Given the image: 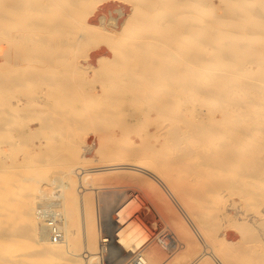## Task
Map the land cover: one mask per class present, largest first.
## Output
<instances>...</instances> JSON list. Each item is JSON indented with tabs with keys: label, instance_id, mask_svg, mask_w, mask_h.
I'll list each match as a JSON object with an SVG mask.
<instances>
[{
	"label": "bare ground",
	"instance_id": "obj_1",
	"mask_svg": "<svg viewBox=\"0 0 264 264\" xmlns=\"http://www.w3.org/2000/svg\"><path fill=\"white\" fill-rule=\"evenodd\" d=\"M18 1H20V4L23 3V5L32 4L34 8L24 9L16 7L17 0H7L6 3L3 2L2 6L5 7L1 8L0 12L2 11L4 15L0 16V22L3 23V30H6V32L4 31L5 37L8 38L12 36L10 31L7 32L12 27L18 28V26H20L21 28H25L24 22L27 21H25L24 13L28 10H32L39 16L38 22H36L34 26L35 30L33 33L31 32V35L34 36L35 39L37 38L36 40L34 39L33 42L35 44H41L42 47L43 44H47L48 42L51 43V41L46 42L42 38L44 37V33H41L40 30L45 27V25H43L44 22L42 23V21H46L44 14L46 15L48 11H50L46 8V5H52L56 2L54 3V0ZM75 1L80 2L82 0ZM125 1H127V3L129 1L131 5H133V8L131 9L132 11L130 10L131 13H128V18L125 19L122 26H120V31L116 30L118 32L117 34L112 30H114V27L117 25L116 17L123 13L121 9H116L118 13L116 17L111 16L105 19L103 16L104 14L99 16V24L106 25L110 28L106 29L110 33L109 35L107 34V38H110V42L108 40V43H101L107 44L105 45L107 47L111 45L112 47L114 46V48H109L110 54L112 53L113 57H120L118 61H122L124 56L130 55L128 57L130 58L132 56L134 64L131 63V58L129 63H131L134 68L145 70L146 73L143 72L144 76L140 73L142 70H139V74L142 75L140 77L143 78V80L145 79L143 84H141L142 81L137 83L136 79L134 80L136 81L135 83L129 82L131 83L130 87L134 89V91L130 93L133 94L134 92L138 97H141L136 101L139 105V109H141L140 106L142 107L143 105L140 99H148L146 91L149 93V91L152 90L150 95L154 97V101L152 103L149 102L151 104L150 108H148V105L146 106L149 111L153 110L155 112L154 118L150 117L148 110L140 112L141 117H145L146 119H144L154 126V131L148 132L144 136L141 134L142 132L140 133L141 135H136L139 137V141L137 140L138 142L129 136H124L121 139V143L118 141L119 143L112 147L110 142L116 136L112 138V133H109V135L107 134L108 136L104 135L106 129L105 131L103 130L104 134L96 133V142L94 143L92 142L93 140L90 141L91 138L88 137H75V139H71L74 148H70L69 152L66 153V155L64 154L65 156H63L62 159L60 158V161L58 158L59 155L56 152L57 146H54V138H52L51 134L56 132L64 133L62 139H66L70 136L68 134L70 131L69 127L75 122V120H73L74 117L71 116L72 103L71 106L65 107L67 110L64 109L61 111L52 108L53 112L51 119L47 117L48 115H45L47 118L43 116L45 119L40 122V127L33 129L29 128V133L37 134L41 132L45 138L44 140L48 141L46 144L43 143V147H41L42 144L40 146L37 145L34 148V155L31 156V153L27 154V151L17 154L15 151H21L23 145L14 143L12 145L6 142L10 145L8 146L9 151L4 150V148H2L3 146L0 150V155L1 153L3 155L2 157L0 156V264H101L102 253L104 251H109L111 247L121 252L124 251L125 254L126 252L129 253V255L133 254L128 263L134 259H139L143 264H174L177 262L175 260L168 261V259H164L165 253L162 254V250H159L155 243H164L162 248H164L165 251L169 250V248L170 250L176 247L182 248L184 259L178 261L180 264H264V165L257 169L255 167L257 165L255 164L261 162L255 160L249 161L250 155H254L257 149L258 151H264V0H218L223 8H221V10L224 11V14L217 11L215 4L209 2V0ZM84 2H81V4ZM98 2H100V0ZM59 5L60 4H58L57 7H59ZM89 5L86 3L84 6H88L89 8L91 6ZM91 7H94L93 4ZM54 8L53 6V9ZM66 9V14H68V8ZM83 9L87 11L84 7ZM72 10L74 9L72 8ZM75 10L77 11V8ZM93 11L94 10L87 11L85 16H88ZM177 12H179V15ZM72 14L69 13L71 16ZM125 14H127V12ZM63 15H65V12ZM72 18L73 21H68L74 22L75 16ZM90 19L91 17L88 21ZM256 19L257 22L255 23ZM57 20L56 23L59 22ZM122 20H124V18ZM56 23L55 20H53V24L51 25H49L50 23H46L49 27L51 26V28L47 27L49 31L52 30L53 26H56ZM86 23H84V25ZM60 24L59 26L62 27ZM78 26L77 24L76 27ZM95 26L97 27V25ZM68 27H72V23L71 25L69 23L64 25V28ZM87 27L88 26H86V28ZM55 29H57V31L59 30L58 28ZM81 29L79 28L78 32L67 31L63 33V30H61L62 33H60L58 31L59 37L61 39L64 37L68 38L66 39L68 41L70 39H76L77 43L79 39H81V41L84 38L87 40L89 37L88 31L92 28L88 29L87 32L84 31V27L83 31H80ZM100 30L102 29L100 28ZM108 32L106 31V33ZM52 33L55 32L52 31ZM93 33L92 31L91 35H93ZM96 35L95 33V36ZM97 36L95 37L96 39H98ZM104 36L106 35L104 34ZM126 36L131 39L126 40V38H124ZM49 37L51 38V36ZM92 37H94V35ZM107 38L105 37L104 41L105 39L107 40ZM88 39L91 40V38ZM114 41L118 43V45L115 44L116 47ZM54 42L56 43V41ZM57 42L59 43L58 40ZM63 42L64 41L61 43ZM70 42L72 43L73 41L70 40ZM74 42L76 43V41ZM174 42H176V47L179 45V49H175L178 55L174 50ZM90 43L92 42H88V44ZM110 43L112 44L110 45ZM79 44L83 43L79 42ZM161 44L165 47H158V45ZM62 48L65 49L66 47L64 46ZM44 49L48 51L50 55H52L55 50L54 48L50 49V51L46 50V48ZM59 49L61 48L59 47ZM102 49L103 48H101V50ZM143 50H145V52ZM22 51L25 50L22 48L20 52L22 53ZM45 51L42 52L36 49L35 52H39L40 54V52L45 53ZM60 51L62 52V50ZM56 52L60 53L55 50V53ZM142 52L147 55H143ZM50 55L49 59L51 61L52 59L55 60L56 57L53 58V56ZM141 55L145 57L143 58ZM43 58L45 59V57ZM47 59L48 58H46V60ZM66 60L64 58L59 61L57 60V62L63 64ZM110 61L112 60L110 59ZM95 62L97 64L98 60ZM59 63L54 65L57 67ZM111 63L112 62H110V64ZM122 63L119 64L120 67L124 64ZM65 65L66 66L63 67H67L68 63H65ZM101 65L104 64L100 63V67H102ZM125 65L128 67L130 66V64L127 65L126 63ZM93 68L94 67L91 68L92 72L98 69ZM123 68L125 69L126 67L124 66ZM134 68L132 69L133 71ZM68 69L70 70V68L67 67V70ZM81 69H83V67ZM104 70L105 67L103 70L98 69L97 72L100 71V73H105ZM120 70L121 69H119V71ZM108 71L112 73L110 74L113 77V72L115 73V70ZM49 72L50 71L46 74V71L44 75L40 74L38 71L27 75L29 77L30 75L34 77L32 78V82L29 81L31 83L34 82L35 86L39 84L43 87L47 86L49 89V86L54 87L57 86L58 83L56 81L50 82L51 76L55 77V74L52 75L53 73L51 72L50 74ZM94 74L96 75L97 73ZM139 74L133 76L137 77ZM104 75H102V77ZM69 76L70 73L67 77ZM42 77H48V80H45L47 82H45ZM121 77L123 78L124 76ZM65 79L68 78L65 77ZM69 80L70 77L68 81ZM107 80L110 79H106V81ZM102 81L105 80L102 79ZM126 82L128 86L129 83L127 79ZM126 82H119L117 93L110 94H114L115 96L113 97L115 103L110 104V106L113 105L112 113L114 116L111 118H115L116 123L120 126L116 125L118 126L117 128L123 129V132L120 130L122 133H124V131H130L133 128V122H137V120L140 119L138 118L139 110L138 112L136 111V103H134L135 106L133 109L136 107L134 111L137 112L138 117L132 112L130 113L129 108L133 107V105L130 104L129 107L127 99L122 97V94H118L120 91L124 90ZM160 83L163 84L162 88L157 86ZM98 84L100 83L98 82ZM114 85V82H112V86ZM145 86L148 87L145 88ZM156 87L158 91L154 92ZM100 88L102 89V86H99V89ZM8 89L9 88H7L6 91ZM60 91L63 92V90ZM103 91L105 92V89ZM103 91L100 93L103 94ZM153 92L155 93L154 95ZM48 93L51 92L48 91ZM64 93L66 92L64 91ZM83 93L86 94V91ZM16 94L18 95L19 93L16 92L15 95ZM22 94L24 93L22 92L21 95ZM67 95L68 92L66 96ZM86 96L88 97V94ZM90 96L92 95L90 94ZM137 96H135V98H138ZM52 97H50L51 100H53ZM70 98H73L72 95ZM175 99L178 101H175ZM133 100H131L132 103ZM138 100H140L141 105ZM60 101L62 102L63 99H60L59 103ZM101 101L103 102V100ZM3 104L5 103L3 102ZM18 104H20V102ZM45 104H47V102H45ZM100 104L109 105L101 102ZM47 105H49V103ZM6 108L9 109V106H6ZM81 108L83 107L80 104V109ZM103 108H99L98 110L96 108V111L94 110L96 112L95 114H91L90 112L93 110L90 111L87 108L92 117L96 115L97 120H95L97 123L110 114L111 110L108 113V110H106L105 107ZM44 109L45 108H43V110ZM50 109L51 108L48 110ZM10 110L11 109L8 111ZM81 110H85V105L84 109ZM41 112L43 111L41 110L40 113ZM49 112L48 113L51 115V111ZM76 112L74 113L76 114ZM4 113L5 112H3V114ZM11 113L15 114L12 110ZM81 113L77 114L82 116ZM63 117L65 118L64 120L62 119ZM13 118L17 119V115ZM98 119L100 120L98 121ZM30 120L32 119L30 118ZM77 120L79 121V119ZM84 120L87 121L85 117L82 121ZM5 122L7 121L5 120ZM143 123L144 121H142V124ZM74 124L76 125V122ZM94 124L95 122L92 124L93 127L97 128ZM144 124L146 125L147 123ZM81 125L82 124L79 126ZM135 125H137V123ZM144 126H142V128ZM100 127L101 125L98 127V130ZM109 127H111V124ZM80 128L83 129V127ZM101 128L100 131L102 132ZM81 129V132H85ZM88 130H90V128ZM111 130V132H113V129ZM1 131L3 135V130H0V132ZM6 131L7 130L4 131V134H8V131ZM133 132H135L134 128ZM65 133L69 136L64 137ZM10 136H12V134ZM8 137L7 135V138ZM54 137H56V135ZM39 139H41V137ZM81 139L85 140V143H81L80 145H78L79 143L76 144V142ZM26 140L28 141V138ZM64 150H66L65 147ZM80 151H85L84 154L87 153L85 156L84 154L82 155L83 158L80 155L82 159L78 160V152ZM36 157H38V159L42 158L38 160L39 173L32 175V168H29L32 163L37 162ZM255 158L258 159L256 156ZM55 164L59 165L58 173L52 175L51 173H54L53 171L49 174V167ZM165 168H168L172 172L175 170L178 173V175L176 174L177 177L180 180L183 179L185 182H190L189 179L187 180V177L196 179L195 182H202V188H204V190H188L187 192L186 190L189 188L184 189V187H180L179 194L183 201H178L177 199L174 201L171 196L173 192L168 188L165 194L169 202H162V200H165V197L162 194V198L158 196V194H160L158 192V185L161 186L163 183L167 186L162 176V171L165 170ZM166 171L163 173L165 174ZM185 176L186 179H184ZM165 178L167 179V177ZM176 181V185L172 180L171 183L173 184L172 186H176L177 189ZM119 182L123 183L121 188L122 186L124 187L125 198L114 210V222L112 224L114 228L111 233L104 234L108 238L107 244L104 245L102 243L101 233V227L103 225L100 226L101 224L97 212L96 191H98L97 189L100 188L102 184ZM130 185H135L138 189H145L148 199H157L156 203L153 202L155 208L163 216L164 220L173 225L175 229L174 233L171 235H168L169 232L163 235L167 236L170 243L162 238V233L167 230H162V232L158 229L159 231L154 232L151 229L149 225V221H151L150 216L147 215V211L143 210L144 203L141 195L137 189L134 190ZM224 186H229L231 188L235 187L238 192L241 190L240 192L242 193L243 199L240 201H235L238 198L230 201L221 199V192H217V190ZM53 192H59L56 197L59 200L63 220V239L57 243H53L48 239L45 226L38 220L35 214L38 204L50 201L53 198ZM98 195L99 194H97V196ZM223 216L227 219H230V217L241 219L239 223L234 220L236 224H239L235 228L238 227L242 232V235L240 234L241 237L243 236L241 241H238L236 237L235 239L237 241L229 240L226 238L228 235L226 237L224 234L220 236V233V237L217 236L216 232L218 231L215 230V226L217 220ZM190 217L196 222H194L195 224L193 223V226L189 222L192 221ZM223 222L225 221L223 220ZM228 222L227 224H229ZM236 224H234V226ZM217 226H219V224ZM103 232L105 233V231ZM253 237H255V241L260 244V249H257L259 245L257 244L258 246H256V243L252 240ZM253 242L256 247H254ZM180 254L181 255L177 258L178 260L182 257V252H180Z\"/></svg>",
	"mask_w": 264,
	"mask_h": 264
},
{
	"label": "rangeland",
	"instance_id": "obj_2",
	"mask_svg": "<svg viewBox=\"0 0 264 264\" xmlns=\"http://www.w3.org/2000/svg\"><path fill=\"white\" fill-rule=\"evenodd\" d=\"M68 1V2H67ZM54 0V3L55 4H47L46 5V8L48 9V10H50V11H48V13L45 15L44 14V16H45V18H46V21L44 20V21H42V23L44 22V24L43 25H45V27L44 28H42L41 30H40V32L41 33H44V37H42L46 42H48V41H51V43H47V44H43V47L44 48H46V50H49L50 51V49H55V50H57V51H59L60 53H55V50H54V55L52 54V55H50L49 53H48V51H45V49L42 47V45L41 44H35L33 41H34V39H35V37L34 36H32L31 35V32L33 33L34 32V30H35V28H34V26L36 25V22H38V18H39V16H38V14L36 13V12H34V11H32V10H28L26 13H24V16H25V21H27V22H24L25 24V28H21L20 26H18V28H14V27H12V28H10L7 32H9L10 31V34H12V36L11 37H5V35H4V33L6 32V30H3V28L4 27H2L3 25V23L2 22H0V95L2 96V98H1V96H0V130H3V135H2V131L0 132L1 134H0V150H1V147L2 148H4V150H6V151H9L8 150V146H10L9 144H7L6 142H8V143H10V144H12L13 145V143L14 144H22L23 145V147H21V151L19 150V151H15V152H17V154H19V153H21V152H26L27 151V154L28 153H31L30 155L32 156V155H34V148L38 145V146H40L41 144V147H43L44 145H43V143L44 144H46L48 141H46V140H44L45 138H44V136H43V134L40 132V133H37V134H31V133H29L28 132V130H29V128H38V127H40V122H42L44 119H45V117L47 116L48 118H52V110L53 109H55V110H64V109H66L65 107H67V106H71V104H72V106H71V108H72V112H71V116L72 117H76L75 119L73 118V120H75V122H76V125L74 124L75 122H73V124L69 127L70 129V131H69V135H66L67 133H65V135H64V137H68V138H64V139H62V136H63V134L64 133H52L51 134V136H52V138H54V140H53V144H54V146H57V149H56V152L58 153V155H59V159L61 158H63V156H65L66 155V153H68L69 152V150H70V148H74V144H73V142H72V140L71 139H75V137H79L80 136V138L81 137H88V138H91L90 139V141H92L93 143L94 142H96V133H103L104 131H105V129H106V132H104L103 134L104 135H106V136H108L109 135V133L111 134V137L112 138H114L115 136V138L114 139H112L111 140V142H110V145H111V147L112 146H115L116 144H118L119 142L121 143V139L124 137V136H129V137H131V138H133L136 142H138L139 141V135H141V134H143V136L146 134V133H148V132H152V131H154L153 129H154V126L152 125V124H150V123H148L149 121H146L143 117H141V112H145V111H147L148 110V108H150V106H151V104L149 103V102H153L154 101V97L152 96V95H150L151 94V92H152V90H150L149 91V93L146 91V96H147V98L148 99H140V100H142V102L143 103H146V104H143L142 102H141V104L143 105L142 107L140 106V108L141 109H139V105L136 103V101H137V99H139V98H141V97H138L137 96V94L136 93H134L133 92V94L132 93H130L131 91H134V89H132V87H130V84L131 83H129V82H136V81H134L135 79L137 80V83L139 82L140 83V81H142V83L141 84H143L144 82H145V79L143 80V78H141L140 76H142L141 74H143V72L144 73H146L145 72V70H142V69H138V68H134L133 66H132V64H134V60L132 59V56L130 57L132 60H130V58L128 57V56H130V55H127V56H124L123 58H122V61H118L119 60V58L118 57H116V56H112L113 54L111 53L110 54V49L109 48H111L112 47V43H113V41H112V43H110V45L111 46H109V44H108V46L109 47H107V46H105V45H107V44H103V43H101V42H106V43H108L107 41L110 39V38H107V34L109 35L110 33L108 32V30H106V29H110V28H108L106 25H101V24H99L100 22H99V16H101V14L104 16V18L105 19H107V18H109V17H111V16H113V17H116L117 15H118V13L116 12V9H121V11L124 13H122V15H118L116 18V26L114 27V30H112L113 32H115L116 34L118 33L117 31L119 30L120 31V26H122V23L125 21V19H127L128 18V16H129V14L131 13V9L133 8L132 6L133 5H131V3L128 1V3H127V1H123V0H100V2H98L99 0H82V1H80V2H78V1H75V0ZM87 3V5H91L92 6V4H93V6L95 7H91L90 5V7L88 8V6H84L86 3ZM91 1H92V3H91ZM3 2H7V0H0V10H1V8H4L5 6H2V3ZM20 1H18L17 0V3H16V7H21V8H24V9H32V8H34V6H32V4H27V5H23V3H19ZM81 2H84V3H82L81 4ZM209 2H213L214 4H215V8L217 9V11H219L220 13H222V14H224L223 12L224 11H222L221 10V5L219 4V1L218 0H209ZM60 4L59 5V7L61 8H59V7H57V5L58 4ZM62 3V4H61ZM66 3H68V4H66ZM73 4V6H72V4ZM79 3H80V5H79ZM89 3V4H88ZM99 3V4H98ZM218 3V4H217ZM57 4V5H56ZM78 4V5H77ZM65 5V6H64ZM77 5V6H76ZM96 5H98V6H96ZM27 6V7H26ZM53 6L55 7V8H57V9H53ZM71 6V7H70ZM131 6V7H130ZM70 7V8H69ZM75 7V8H74ZM79 7V8H78ZM83 7L85 8V9H87V11H89V10H94L91 14H89L88 16H85V14H86V10H84L83 9ZM66 8H68V14H66ZM72 8L74 9V10H72ZM77 8V11L75 10ZM81 8V9H80ZM130 8V9H129ZM60 9V10H59ZM66 9V10H65ZM95 9H97V10H95ZM223 9V8H222ZM63 10H65V11H63ZM80 10H82V11H80ZM131 10V11H130ZM125 11V12H124ZM64 12H65V15H63L64 14ZM73 12H75V13H73ZM78 12H80V13H78ZM100 14H99V13ZM104 12V13H103ZM127 12V14H125ZM61 13H63V14H61ZM69 13H73L72 14V16L71 15H69ZM178 13V15H179V12H177ZM94 14H96V15H94ZM2 15H4L3 14V12L1 11L0 12V16H2ZM68 15V16H67ZM93 15V16H92ZM126 15V16H125ZM177 15V16H178ZM70 16V17H69ZM75 16V18H74V22H69L68 20H70V21H73V18L72 17H74ZM124 16V17H123ZM256 16H257V14H256ZM255 16V17H256ZM85 17V18H84ZM87 17V18H86ZM91 17V19L88 21V19ZM71 18H72V20H71ZM84 20H83V19ZM124 18V20H122ZM257 18V17H256ZM58 19V20H57ZM67 19V20H66ZM53 20H55V23H56V20L57 21H59V22H57L56 23V26H53L52 27V30H50L49 31V29L48 28H51V26L49 27V25H51V24H53ZM79 20V21H78ZM122 20V21H121ZM81 21H86V22H81ZM62 22V23H61ZM79 22V23H78ZM81 22V23H80ZM257 22V19L255 20V23ZM48 23H50L49 25H47ZM61 23V24H60ZM63 23H64V25H66V23H69L70 25H71V23H72V27L73 26H77V24L79 25L78 27H73V29H72V27H68V28H64V25H63ZM83 23V24H82ZM84 23H86L85 25L86 26H88L87 28H86V26L84 25ZM88 23H89V25H88ZM121 23V24H120ZM19 24H20V22H19ZM59 24L60 25H62V27L61 26H59ZM91 24V25H90ZM120 24V25H119ZM84 25V26H83ZM95 25H97V27L95 26ZM91 26V27H90ZM48 27V28H47ZM60 27V28H59ZM83 27H84V31L85 32H87L88 31V29H90V28H92L91 30H89L88 31V33H89V37L88 38H91V40L90 39H88L87 38V40L84 38H82L83 40L81 41V39H79L78 41L80 42V43H83V44H79V42L77 43V40L76 39H70L71 41H73L72 43L70 42V40L68 41V40H66V39H68V38H63V39H61L60 37H59V32L60 33H62V31L61 30H63V33L64 32H71V31H79V28L81 29L80 31H83ZM90 27V28H89ZM46 28H47V30H46ZM55 28H58L59 30V32L57 31V29H55ZM100 28L104 31H102V30H100ZM104 28V29H103ZM116 28V29H115ZM118 28V29H117ZM56 31H55V30ZM86 29V30H85ZM94 29V30H93ZM99 29V30H98ZM96 30V31H95ZM117 30V31H116ZM5 31V32H4ZM52 31L53 32H55V33H52ZM92 31L94 32L93 33V35H94V37H92L93 35H91L92 34ZM100 33H99V32ZM106 31L108 32V33H106ZM259 31V30H258ZM57 33V34H56ZM95 33L98 35H96L97 36V38L98 39H96L95 37ZM106 35V36H104V34ZM112 33V32H111ZM262 33V32H261ZM4 36H3V35ZM56 34V35H55ZM103 34V35H102ZM91 35V36H90ZM49 36H51V38L49 37ZM107 38V40L105 39V41H104V38ZM109 37V36H108ZM124 38H126V40H130L131 38H127V36L126 37H124ZM22 39V40H21ZM37 39V38H36ZM35 39V40H36ZM60 39H61V41H60ZM94 39V40H93ZM57 40L59 41V43L57 42ZM65 40H66V42H65ZM100 40V41H99ZM54 41H56V43L54 42ZM62 41H64L63 43H64V45H63V43H61ZM74 41H76V43L74 42ZM86 41H88V42H92V43H90V44H88V42H86ZM45 42V43H46ZM97 42H99V43H97ZM109 42H110V40H109ZM69 43H71V44H69ZM175 44H174V50L176 49H179V45H177L178 47H176V42H174ZM51 46H50V45ZM60 44H61V46H60ZM67 44V45H66ZM76 44H78V45H76ZM92 44V45H91ZM95 44V45H94ZM118 45V43L117 42H115L114 41V45ZM39 45V46H38ZM47 45V46H46ZM69 45V46H68ZM74 45V46H73ZM81 45V46H80ZM116 45H115V47H116ZM164 45V44H163ZM54 46V47H53ZM66 47L65 49H63L62 47ZM59 47L61 48V49H59ZM158 47H165V46H162V44L161 45H158ZM209 47V46H208ZM24 49L25 51H22V53L20 52L21 51V49ZM48 48V49H47ZM72 50H71V49ZM101 48H103L102 50H101ZM108 48V49H107ZM112 48H114V46L112 47ZM143 48H144V46H143ZM36 49L37 50H39V51H45V53H41L40 52V54H39V52L38 53H36L35 51H36ZM44 49V50H43ZM141 49H142V47H141ZM60 50H62V52L60 51ZM175 50V53L177 52ZM8 51V52H7ZM69 51V52H68ZM100 51V52H99ZM112 51V50H111ZM144 52H145V50H143ZM64 52V53H63ZM37 55H36V54ZM29 54V55H28ZM59 54V55H58ZM64 54H65V56H64ZM100 54V55H99ZM142 54L143 55H147V54H145V53H143L142 52ZM43 55V56H42ZM49 55L50 56H53V58L54 57H56L55 58V60L54 59H52V61L49 59ZM56 55V56H55ZM176 55V54H175ZM174 55V56H175ZM177 55H178V52H177ZM36 56V57H35ZM41 56H42V58H41ZM105 56V57H104ZM112 56V57H111ZM43 57H45V59L43 58ZM59 57H62V58H59ZM141 57H145V56H142L141 55ZM4 58V59H3ZM46 58H48L47 60H46ZM65 58V60L66 59H68V60H66V62H64L63 64H60L59 62H57V60L59 61V60H62V59H64ZM92 58V59H91ZM95 58V59H94ZM98 58V59H97ZM113 58V59H112ZM127 58H129V59H127ZM76 59V60H75ZM85 59V60H84ZM91 60V62H90V60ZM106 59V60H105ZM110 59L112 60V61H110ZM123 59H124V62H123ZM96 60H98V63L96 64ZM121 60V59H120ZM126 60V61H125ZM131 61V63H129L130 61ZM49 61V62H48ZM50 61H51V64H53V65H51L50 64ZM99 61H100V63L101 64H104V65H101L102 67H100V63H99ZM104 61H105V63H104ZM109 61V62H108ZM61 62V61H60ZM110 62H112L111 64H110ZM113 62H115V63H113ZM118 64H117V63ZM124 64H123V63ZM36 63V64H35ZM57 63H59L60 65H62V66H60L59 64L57 65V67L55 66ZM65 63H68V65H67V67L68 68H70V70L68 69L67 70V67H63V66H66L65 65ZM107 63H109V64H107ZM120 63H122L123 65L120 67ZM125 63L127 64V65H129L130 64V66L128 67V66H126L125 65ZM55 64V65H54ZM10 65V66H9ZM83 65V66H82ZM89 65H91V66H89ZM109 65V66H108ZM112 65H114V66H112ZM119 65V66H118ZM52 66V67H51ZM53 66H55V67H53ZM79 66V67H78ZM86 66V67H85ZM105 67V73H107V74H105V73H100V71L99 72H97V70L99 69H101V70H103V68ZM107 66V67H106ZM126 67L125 69L123 68V67ZM7 67V68H6ZM48 67V68H47ZM62 67V68H61ZM72 67V68H71ZM74 67H76V68H74ZM83 67V69H84V71H83V69H81ZM92 67H94L95 69L96 68H98L96 71H94V72H92V70H91V68ZM132 67V68H131ZM46 68V69H45ZM56 69V71H55V69ZM93 68V69H94ZM106 68H111V69H106ZM134 68V71L132 70ZM63 69V70H62ZM119 69H121L120 71H119ZM17 70H19V71H17ZM73 70H75V71H73ZM76 70H78V71H76ZM108 70H115V73L113 72V77L111 76V74L109 73V71ZM131 70V71H130ZM139 70L141 71L140 73L141 74H139ZM40 72V74H44L45 75V73H46V71H47V73L46 74H48V71H50L49 73L51 74V72L53 73L52 75H54L55 77H53V76H51V78H50V82L52 81V82H58L59 83V85H58V83H57V86H49V89H48V87L47 86H40L39 84L37 85V86H35V84H34V82L33 83H31L32 82V78H34L33 76H31L30 75V77L28 76L29 74H32L33 72ZM60 71V72H59ZM65 71V72H64ZM70 71V72H69ZM108 71V72H107ZM31 72V73H30ZM117 72V73H116ZM122 72H123V74H122ZM131 72V73H130ZM7 73V74H6ZM69 73H70V80L68 81V79H69V77H67L68 75H69ZM94 73H97L96 75L94 74ZM109 73V74H108ZM28 74V75H27ZM60 76H59V75ZM67 74V75H66ZM94 74V75H93ZM100 74H102V75H104V76H109V77H102V75H100ZM114 74H115V76H114ZM125 74V75H124ZM129 74V75H128ZM136 74H139V76L137 75V77L136 76H133V75H136ZM57 75V76H56ZM73 75V76H72ZM79 75V76H78ZM87 75V76H86ZM117 75V76H116ZM118 75H120V76H118ZM48 76V75H47ZM62 76V77H61ZM66 78H68V79H65V77ZM112 78H111V77ZM121 76H124L123 78L121 77ZM130 78H129V77ZM132 76V77H131ZM143 76H144V74H143ZM29 77V78H28ZM44 77V76H43ZM42 77V78H43ZM74 79H73V78ZM90 77H92V78H90ZM114 77H115V79H114ZM118 77V78H117ZM127 77V78H126ZM139 77H140V79H139ZM31 78V79H30ZM79 78V79H78ZM110 79V80H107L106 81V79ZM120 78H121V80H120ZM139 79V81H138V79ZM44 79V81L45 80H48V77L47 78H43ZM55 79V80H54ZM99 79V80H98ZM102 79L103 80H105V81H102ZM126 79H127V81H128V86H127V82H126ZM24 80H26V81H24ZM31 82H30V81ZM87 80V81H86ZM101 80V81H100ZM113 80V81H112ZM115 80V81H114ZM116 80H117V82L119 81L120 83L122 82V81H125L126 82V84H125V88H124V90H122V91H120L118 94H122V97H124L125 99H127V104L129 105V107H130V104H132L133 105V107H130L129 108V110H130V113L132 112L134 115H136L137 116V112H138V110H139V112H138V115H139V117L138 118H140L139 120H137V118H136V120H137V122L135 121V122H133L134 124H132L133 125V128H134V131L135 132H133V128L130 130V131H128V132H126V131H124V133H122L123 132V129H119V128H117L118 126H119V124H117L116 123V121H115V118H111V117H114L113 116V113H112V110H113V105H111L110 106V104H114L115 103V101H114V98L113 97H115L114 96V94L115 93H117L116 91L118 90L117 89V87L119 86L118 85V83L116 82ZM60 81H62V82H60ZM63 81H65V82H63ZM72 81V82H71ZM85 81V82H84ZM93 83H92V82ZM109 81V82H108ZM110 81H112V82H114V86H112V82H110ZM15 82V83H14ZM45 82H47V81H45ZM68 82V83H67ZM98 82L100 83V84H98ZM103 82V83H102ZM19 83V84H18ZM64 83H67V84H64ZM76 83V84H75ZM110 83H111V85H110ZM134 83H132V84H134ZM102 84V85H101ZM161 84V85H160ZM159 85H157L158 87H161L162 88V86H163V84L162 83H160ZM73 85V86H72ZM87 85V86H86ZM94 85V86H93ZM134 85H137V84H134ZM145 85H147V84H145ZM35 86V87H34ZM61 86V87H60ZM89 86V87H88ZM94 88H93V87ZM99 86H102V89L100 88L99 89ZM112 88H111V87ZM115 86H116V88H115ZM12 87H14V88H12ZM77 87H79V88H77ZM104 87V88H103ZM106 87V88H105ZM114 87V88H113ZM148 87V86H147ZM146 86H145V88H147ZM7 88H9L7 91H6V89ZM12 88V89H11ZM26 90H25V89ZM31 88V89H30ZM45 88H47V89H45ZM62 88V89H61ZM72 88V89H71ZM93 88V89H92ZM161 88H159V89H161ZM35 89V90H34ZM44 89V90H43ZM56 89V90H55ZM57 89H59V90H57ZM77 91H76V90ZM105 89V92L103 91ZM136 89V88H135ZM15 92H14V91ZM18 90H20V91H18ZM25 90V91H24ZM30 92H29V91ZM60 90H63V92L62 91H60ZM81 90H82V92H81ZM9 91V92H8ZM47 91V92H46ZM48 91L49 92H51V93H48ZM53 91H54V93H53ZM64 91L66 92V93H64ZM86 91V94L85 93H83V92H85ZM102 91H103V94H101L102 93ZM156 91H158V88L156 87V89L154 90V92H156ZM19 93L18 95L16 94L15 95V93ZM24 93V94H22L21 95V93ZM67 92H68V95L66 96V94H67ZM89 92V93H88ZM101 92V93H100ZM153 92V95L155 94ZM11 95H10V94ZM37 93V94H36ZM38 93H40V94H38ZM56 93V94H55ZM62 93V94H61ZM72 95V97L73 98H70L71 97V95ZM95 93V94H94ZM99 95H98V94ZM111 93H114L113 95H110ZM54 94V95H53ZM85 94V95H84ZM88 94V97L89 98H92V99H89L86 95ZM90 94L92 95V96H90ZM118 94H116V95H118ZM129 94V95H128ZM135 94V95H134ZM36 95H37V97H36ZM42 95V96H41ZM49 95V96H48ZM58 95V96H57ZM70 95V96H69ZM100 95H101V97H100ZM130 95H132V96H130ZM14 96H16V97H14ZM18 96V97H17ZM23 96H25V97H27V96H29V97H27V98H25V97H23ZM33 96V97H32ZM35 96V97H34ZM53 96V97H52ZM135 96H137L138 98H135ZM149 96V97H148ZM153 98H152V97ZM20 97V98H19ZM23 97V98H22ZM47 97V98H46ZM50 97H52L53 98V100H51L50 99ZM61 97V98H60ZM107 97V98H106ZM112 97V98H111ZM132 97V98H131ZM134 97V98H133ZM41 98V99H40ZM55 98H57V99H55ZM87 98V99H86ZM101 98V99H100ZM104 98H106V99H104ZM131 98V99H130ZM144 98H146V97H144ZM2 99H3V101H2ZM5 99V100H4ZM13 99V100H12ZM20 99V100H19ZM60 99H63V101L61 102L60 101V103H59V100ZM67 99H69L70 101L71 100H73V101H69V100H67ZM129 99V100H128ZM133 99H135V100H133ZM151 99H153V100H150ZM19 100V101H18ZM37 100V101H36ZM45 100V101H44ZM88 100V101H87ZM99 100H100V102L101 103H104V104H109V105H103V104H100V102H99ZM101 100H103V102L101 101ZM131 100H133V103H132V101ZM140 100H138L139 101V104H140ZM148 100V101H147ZM23 101V102H22ZM64 101H65V103H64ZM80 101V102H79ZM135 101V102H134ZM175 101H178L177 99H175ZM3 102L5 103V104H3ZM20 102V104H18ZM29 102V103H28ZM45 102H47V104L49 103V105H50V107H49V105H47V104H45ZM85 102H87V103H85ZM94 102V103H93ZM8 103V104H7ZM12 105H11V104ZM32 105H31V104ZM35 103H37V104H35ZM39 103H40V105H39ZM66 103H68V104H66ZM70 103V104H69ZM85 103V104H84ZM95 103H96V105H95ZM134 103H136L135 105H137L136 107H137V109H136V107H135V109H136V111H134L135 109H133L134 108ZM148 103V104H147ZM14 104V105H13ZM15 104H17V105H15ZM42 104V105H41ZM80 104L82 105V107L83 108H81V109H84V105H85V110H81L80 109ZM86 104H88V105H86ZM140 104V105H141ZM1 105H3V106H1ZM9 106V109H11L13 112H15V114L14 113H11V110L10 111H8L9 109L8 108H6V106ZM38 105H39V107H38ZM45 105V106H44ZM127 105V106H128ZM146 105H148V108H147V106ZM19 106V107H18ZM47 106H48V109L49 108H51L50 110H48L47 109ZM62 106V107H61ZM96 106V107H95ZM43 107V108H45V109H47V110H43V108L41 109V108ZM89 107H91V108H89ZM103 107H105L106 108V110H108V113H109V111H110V114H108L109 116H107V117H105L103 120H100V119H98V123H97V119H96V115H95V117H92L91 116V114H95L96 112V108H97V110L99 109V108H103ZM30 108V109H29ZM53 108V109H52ZM91 111V110H93V111H91L90 113H89V111H88V109ZM20 109V110H19ZM23 109H25V110H23ZM32 109H33V111H32ZM77 111H75V110ZM87 109V110H86ZM104 109V108H103ZM43 111V112H41L40 113V111ZM67 110V109H66ZM95 110V111H94ZM131 110H133V111H131ZM22 111V112H21ZM49 111H51V115L49 114L50 112ZM87 111H88V113H87ZM141 111V112H140ZM3 112H5L4 114H3ZM17 112H18V114H20V115H18L17 114ZM24 112V113H23ZM49 112V113H48ZM74 112H76V114L74 113ZM82 112V113H81ZM83 112H85V113H83ZM148 112H149V114H150V117H153L154 118V116H155V112L153 111V110H148ZM150 112H152V113H150ZM3 115H2V114ZM29 113V114H28ZM36 114V115H34V114ZM44 113V114H43ZM77 113H81V115L82 116H80L79 114H77ZM112 113V114H111ZM11 114H13V115H11ZM72 114H74V115H76V116H74V115H72ZM89 114H90V116H89ZM16 115H17V119L15 120L13 117L15 116L16 117ZM42 115V116H41ZM46 115V116H45ZM142 115H143V113H142ZM153 115V116H152ZM32 116V117H31ZM43 116H45V117H43ZM80 116V117H79ZM85 117V119H87V121H82L83 119H84V117ZM21 117V118H20ZM35 117V118H34ZM46 117V118H47ZM88 117V118H87ZM110 117V118H109ZM13 118V119H12ZM30 118L32 119V120H30ZM91 118V119H90ZM8 122V124H7V122H5V120ZM33 119H34V121H33ZM59 119H60V117H59ZM63 120L65 119L64 117L62 118ZM77 119H79V121L77 120ZM94 119V120H93ZM96 119V120H95ZM114 119V120H113ZM143 119V120H142ZM3 120V121H2ZM9 120V121H8ZM19 120V121H18ZM21 120V121H20ZM90 120H92V121H90ZM109 120V121H108ZM144 121V123H147L146 125L143 123L142 124V121ZM111 121H113V122H111ZM141 121V122H140ZM17 122V123H16ZM19 122V123H18ZM82 122V123H81ZM89 122V123H88ZM95 122V124H94V126H97V128L95 127H93V123ZM15 123V124H14ZM21 123V124H20ZM82 124V125H85V126H79L80 124ZM84 123V124H83ZM87 124V127H86V124ZM137 123V125H135ZM6 124V125H5ZM25 126H27V127H25ZM110 124H111V127H109L110 126ZM90 125V126H89ZM101 125V130H102V132L100 131V128H99V130H98V127ZM104 125V126H103ZM114 125V126H113ZM116 125H118V126H116ZM135 125V126H134ZM141 127H140V126ZM145 125V126H144ZM79 126V127H78ZM107 126V127H106ZM113 126V127H112ZM142 126H144L143 128H142ZM25 127V128H24ZM80 127H83V129H81ZM84 127H86V128H84ZM93 127V128H92ZM106 127V128H105ZM109 127V128H108ZM120 127V126H119ZM140 127V128H139ZM66 128V127H65ZM76 128V129H75ZM90 128V130H88ZM138 128H139V130H138ZM17 129V130H16ZM80 129L81 130H84L85 132H81L80 131ZM98 131H97V130ZM110 129V130H109ZM111 129H113V132H111L112 130ZM119 129V130H118ZM137 129V130H136ZM150 129V130H149ZM152 129V130H151ZM5 130H7L8 131V134L7 133H5L4 134V131ZM77 130H78V132H77ZM88 130V131H87ZM96 130V131H95ZM104 130V131H103ZM122 132H121V131ZM6 131V132H7ZM19 131V132H18ZM20 131H22V132H20ZM42 131V130H41ZM80 131V132H79ZM110 131V132H109ZM120 131V132H119ZM137 131V132H136ZM94 132V133H93ZM142 132V133H141ZM26 133H28V134H26ZM128 133V134H127ZM134 133V134H133ZM141 133V134H140ZM12 134V136H10ZM39 134V135H38ZM76 134H77V136H76ZM108 134V135H107ZM7 135L9 136L8 138H7ZM49 135V134H48ZM56 135V137H54ZM131 135V136H130ZM136 135H138V136H136ZM41 137V139H39L40 137ZM50 136V135H49ZM118 136V137H117ZM135 136V137H134ZM12 137V138H11ZM16 137V138H15ZM43 137V138H42ZM59 137H61V138H59ZM110 137V136H109ZM138 137V138H137ZM2 138V139H1ZM5 138V139H4ZM19 138V139H18ZM28 138V141L26 140ZM57 138V139H56ZM117 138H120V139H117ZM19 141H18V140ZM43 139V140H42ZM68 139H70V140H68ZM67 140V141H66ZM138 140V141H137ZM153 140V139H152ZM23 141V142H22ZM62 141V142H61ZM71 141V142H70ZM87 141V140H86ZM119 141V142H118ZM68 143V144H67ZM79 143V144H78ZM81 143H85V140H78L77 142H76V144H78V145H80ZM34 144H35V146H34ZM63 144V145H62ZM96 144V143H95ZM5 146V147H4ZM67 146V147H66ZM70 146V147H69ZM30 147V148H29ZM64 147H65V149L66 150H64ZM60 148H62V149H60ZM82 148H85V147H82ZM27 149V150H26ZM73 150V149H72ZM85 150V149H84ZM96 151V150H95ZM15 152H13V153H15ZM83 151H80V152H78V156H79V158H78V160H80V159H82L83 158V154H84V152L82 153ZM262 152H264V151H258V149H257V151L254 153V155H250V158H249V161L250 160H255V161H257V162H261V163H256V162H254V163H256L255 165H257V166H255L257 169H259V168H261L262 167V165H264V158H262V157H264V153H262ZM12 153V154H13ZM60 153V154H59ZM81 153V154H80ZM87 153V152H86ZM86 153L84 154V156L86 155ZM65 154V155H64ZM261 154V155H260ZM60 155H62V156H60ZM80 155L82 156V158L80 157ZM1 157L3 156L2 155V153H1V155H0ZM255 156L256 157H258V159L257 158H255ZM260 156H261V158H260ZM0 157V158H1ZM37 158V162H35V163H32V165L31 166H34V167H31L30 166V168L29 169H31V174L32 175H36V174H38L39 173V167H38V165H39V159H42V158H39L38 159V157H36ZM32 159V158H31ZM33 159H35V158H33ZM61 159H60V161H61ZM257 159V160H256ZM41 161V160H40ZM33 162V161H32ZM259 164V165H258ZM36 165V166H35ZM41 166V165H40ZM54 166V167H53ZM51 165L50 167H49V171H48V173L50 174L51 172H53L54 171V173H51L52 175H55V174H57L58 173V166L59 165H57V164H55V165ZM36 167V168H35ZM57 169V170H56ZM167 170V171H166ZM164 171H166L165 172V174L163 173ZM168 172V173H167ZM165 176H164V175ZM178 175V173L175 171V170H173V172L171 171V170H169L168 168H165V170H163L162 171V176L164 177V182H165V184L167 185V186H165L163 183H162V185L161 186H159L158 185V192L160 193V194H158V196L160 197V198H162V195L165 197V200H162V202H164L165 203V201H167V202H169V199H168V197L166 196V194H165V191H167L168 190V188L170 189V190H172V192H173V195H171L172 196V198H173V200L175 201L176 199L178 200V201H183V199H182V197L180 196V194H179V188L180 187H184V189L185 188H189V189H187L186 191L188 192V190L189 191H202V190H204V188H202V182L200 183L199 181H196L195 182V180L196 179H194V178H189V177H187V180L189 179V181L190 182H185L183 179V181L182 180H180L178 177H177V175ZM169 176V177H168ZM165 177H167V179L165 178ZM174 177V178H173ZM171 179L172 180V182L175 184V181H176V179L178 178V180L176 181L177 182V189H176V186H172L173 184L171 183V180H169V179ZM166 179V180H165ZM175 179V180H174ZM184 179H186V176L184 177ZM192 179V180H191ZM193 179H194V181H193ZM168 180V181H167ZM170 181V182H169ZM171 183V184H170ZM200 183V184H199ZM110 187H109V186ZM112 185V186H111ZM117 185H118V187H117ZM121 185H123V183H105V184H102L101 185V189L100 188H98L97 190L98 191H96V193L97 194H99L98 196H97V194H96V200H97V212H98V217H99V220H100V226H102L101 227V233H104L103 231H105V233L104 234H106V233H111L112 231H113V228H114V225H113V227H112V224H113V222H114V220H113V215H114V210L116 209V207L118 206V204L119 203H121L123 200H124V198H125V190H124V187L122 186V188H121ZM176 185V184H175ZM106 186V187H105ZM113 186H115V187H113ZM132 188H134V190L135 189H137L138 191H139V193H140V195H141V198H142V200H143V203H144V211H147L146 213H147V215H149L150 216V220L151 221H149V225H150V227H151V229L154 231V232H157V231H159V230H167L166 232H163L162 233V236L163 235H166L167 234V232H169L168 233V235H171L172 233H174V231H175V229H174V227H173V225H171L170 223H168L166 220H164V218H163V216L159 213V211L155 208V206H154V203L153 202H155L156 203V201H157V199L156 198H151V199H148L147 198V196H146V190L145 189H138V187H135V185H130ZM102 187H104V188H102ZM117 187V188H116ZM162 190H161V189ZM100 190V191H99ZM105 190V191H104ZM183 190V189H182ZM222 190V191H221ZM225 190V191H224ZM235 190H237L235 187H233V188H231V187H221V188H219L218 190H217V192H221V199H223V200H235L236 198H238V199H236L235 201H240V200H242L243 199V196L241 195L242 193L239 191L238 192V190L237 191H235ZM117 191V192H116ZM163 191V192H162ZM225 192V193H224ZM119 193V194H118ZM178 193V194H177ZM237 193H239V194H237ZM162 194V195H161ZM220 194V193H219ZM111 195V196H110ZM241 195V196H240ZM118 197V198H117ZM225 197V198H224ZM241 197V198H240ZM114 199V200H112V199ZM164 199V198H163ZM192 199H194V200H196L195 198H192ZM160 200V199H159ZM194 200H191V201H194ZM252 201H253V199H252ZM171 203V202H170ZM172 204V203H171ZM100 205V206H99ZM99 206V207H98ZM113 208V209H112ZM103 209V210H102ZM111 209V210H110ZM99 210V211H98ZM107 211V212H106ZM101 217V218H100ZM190 218H192V217H190ZM234 218V219H233ZM237 219V220H236ZM191 220V219H190ZM223 220L226 222V224H225V222H223ZM232 220V221H231ZM237 221V223H239V221L241 222V219L240 218H236V217H230V219H227V218H225L224 216L223 217H220L218 220H217V224H216V226H215V230L216 231H218V232H216V234H217V236H219V233H220V236H222L223 234L225 235V237L226 238H228L229 240H233V241H237L236 239H238V241H241L242 240V237H241V231L238 229V227L237 228H235L236 226H238L239 224H236V222L235 221ZM229 221V222H228ZM190 222V224L193 226V223L195 222V220H193V218H192V221H189ZM192 222V223H191ZM227 222L229 223V224H227ZM111 223V224H110ZM167 223H168V225H167ZM196 223V222H195ZM194 223V224H195ZM152 224V225H151ZM219 224V226H217ZM225 224V226L227 227H225L224 226V228H223V225ZM234 224H236L235 226H234ZM221 225V226H220ZM106 226V227H105ZM159 227V228H158ZM165 228V229H164ZM223 228V229H222ZM111 229V230H110ZM159 229V230H158ZM173 229V230H172ZM224 229H225V231H224ZM238 229V230H237ZM220 231H222V232H220ZM240 232V233H239ZM233 234V235H232ZM241 234V235H240ZM173 236V235H172ZM219 236V237H220ZM235 237H236V239H235ZM238 237V238H237ZM162 238H164L165 239V241L166 242H169L170 243V241H168L169 239L167 238V236H163ZM252 240L256 243V246H258L257 247V249L259 248H261V246H260V244L258 243V242H256L255 240V237H253L252 238ZM253 242V243H254ZM255 243H254V247H256L255 246ZM156 244V246H157V248L159 249V250H162L161 251V253L162 254H164V259H168V261H177V262H175L174 264H178L179 262L178 261H181V260H183L184 259V256H183V249L181 248H178V247H176V248H174V249H172V250H170V248H169V250H164V248H162V246L164 245V243H162V244H157V243H155ZM258 244V245H257ZM254 247H252V248H254ZM113 249H115V250H113ZM180 249V250H179ZM118 251V252H117ZM120 250H118V249H116V248H114V247H111V249L109 250V251H102L103 253H102V256H101V264H128V261L130 260V258L132 257V255H129V253H127L126 252V254H125V252L123 251V252H119ZM164 251V252H163ZM114 252V253H113ZM180 252H182V257H180L179 258V260L177 259L181 254H180ZM124 255H123V254ZM167 253V254H166ZM107 254V255H106ZM119 255V256H117V255ZM128 254V255H127ZM126 258H125V257ZM127 256H128V258H127ZM177 256V257H176ZM115 257V258H114ZM120 257H121V260H120ZM123 257V258H122ZM118 258V259H117ZM172 259V260H171ZM177 259V260H176ZM112 261H113V263H112ZM122 261V262H121ZM185 261V260H184ZM180 264V263H179ZM181 264H183V263H181Z\"/></svg>",
	"mask_w": 264,
	"mask_h": 264
},
{
	"label": "built area",
	"instance_id": "obj_3",
	"mask_svg": "<svg viewBox=\"0 0 264 264\" xmlns=\"http://www.w3.org/2000/svg\"><path fill=\"white\" fill-rule=\"evenodd\" d=\"M58 193L53 192V198L48 202L39 203L35 214L38 217V220L43 223L46 228L48 239L57 243L63 239V230H62V213L59 206V200L56 197ZM107 236L102 233V243L107 244ZM128 264H143L139 259H134Z\"/></svg>",
	"mask_w": 264,
	"mask_h": 264
}]
</instances>
